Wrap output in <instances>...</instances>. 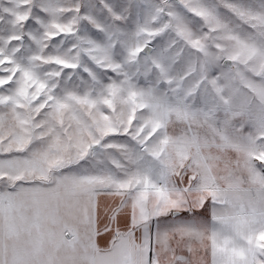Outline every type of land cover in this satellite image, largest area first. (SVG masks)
I'll return each instance as SVG.
<instances>
[{
    "label": "snow or ice",
    "instance_id": "snow-or-ice-1",
    "mask_svg": "<svg viewBox=\"0 0 264 264\" xmlns=\"http://www.w3.org/2000/svg\"><path fill=\"white\" fill-rule=\"evenodd\" d=\"M0 264H264V0H0Z\"/></svg>",
    "mask_w": 264,
    "mask_h": 264
}]
</instances>
